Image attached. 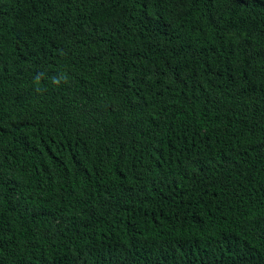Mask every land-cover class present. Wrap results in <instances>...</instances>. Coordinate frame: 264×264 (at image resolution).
Segmentation results:
<instances>
[{
	"label": "trees",
	"instance_id": "1",
	"mask_svg": "<svg viewBox=\"0 0 264 264\" xmlns=\"http://www.w3.org/2000/svg\"><path fill=\"white\" fill-rule=\"evenodd\" d=\"M0 264H264V0H0Z\"/></svg>",
	"mask_w": 264,
	"mask_h": 264
}]
</instances>
